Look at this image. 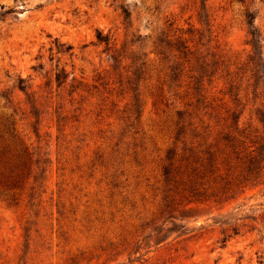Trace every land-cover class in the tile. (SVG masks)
Segmentation results:
<instances>
[{"label":"rangeland","instance_id":"1","mask_svg":"<svg viewBox=\"0 0 264 264\" xmlns=\"http://www.w3.org/2000/svg\"><path fill=\"white\" fill-rule=\"evenodd\" d=\"M181 31L264 56V0H0V136L27 144L35 179L0 191V264H264V178L160 211L154 50Z\"/></svg>","mask_w":264,"mask_h":264},{"label":"trees","instance_id":"2","mask_svg":"<svg viewBox=\"0 0 264 264\" xmlns=\"http://www.w3.org/2000/svg\"><path fill=\"white\" fill-rule=\"evenodd\" d=\"M246 22L251 25L252 19ZM182 33L163 35L154 50L170 131L159 165L160 211L167 213L191 200L230 198L264 178V56L216 45L204 50ZM96 38L109 39L98 30ZM30 154L22 139L0 136L5 198L16 200L27 186L34 190ZM95 158L103 163L101 154ZM102 167L107 171L113 163ZM113 172L111 182L121 174Z\"/></svg>","mask_w":264,"mask_h":264}]
</instances>
